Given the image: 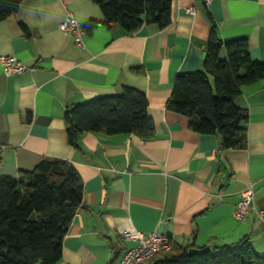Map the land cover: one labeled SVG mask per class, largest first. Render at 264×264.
Masks as SVG:
<instances>
[{
	"label": "crops",
	"instance_id": "1",
	"mask_svg": "<svg viewBox=\"0 0 264 264\" xmlns=\"http://www.w3.org/2000/svg\"><path fill=\"white\" fill-rule=\"evenodd\" d=\"M171 9L170 26L148 24L134 34L109 29L92 0H23L0 21V55L27 67L7 77L0 66V176L16 178L56 158L72 164L82 184V205L55 264H119L134 245L121 237L131 230L212 253L246 237L264 255L256 215L264 210V80L234 99L248 112L241 150H222L216 134H196L166 109L176 75L200 70L211 29L222 42L245 39L253 61L264 58V0H171ZM68 15L86 29L83 48L59 30ZM90 21L97 24L88 29ZM218 57L225 60V51ZM125 86L147 98L155 136L79 133L71 146L66 111ZM247 189L254 199L241 222L233 210Z\"/></svg>",
	"mask_w": 264,
	"mask_h": 264
},
{
	"label": "trees",
	"instance_id": "2",
	"mask_svg": "<svg viewBox=\"0 0 264 264\" xmlns=\"http://www.w3.org/2000/svg\"><path fill=\"white\" fill-rule=\"evenodd\" d=\"M22 1L0 0V21L16 14ZM92 1L109 29L116 26L134 34L144 25L165 29L172 24L171 0ZM96 24L90 21L87 27ZM221 50L225 60L218 57ZM202 58L200 70L176 75L166 109L186 117L192 132L216 134L222 150L244 149L248 112L234 99L242 86L264 80V58L253 61L245 39L222 42L213 29ZM147 109L145 95L129 86L117 95L76 104L64 117L69 144L76 146L77 134L89 132L150 140L154 123ZM82 192L72 164L56 158L44 159L16 178L0 176V264H55L62 255V239L82 205ZM171 248L157 254L151 264H264V255H257L246 237L217 253L174 244Z\"/></svg>",
	"mask_w": 264,
	"mask_h": 264
},
{
	"label": "built area",
	"instance_id": "3",
	"mask_svg": "<svg viewBox=\"0 0 264 264\" xmlns=\"http://www.w3.org/2000/svg\"><path fill=\"white\" fill-rule=\"evenodd\" d=\"M210 1L205 0V4H210ZM186 12L193 15L192 8H188ZM58 26L59 30L73 38L74 45L77 48L84 47L83 37L86 29L73 16L68 15ZM0 66L2 67L4 75L7 77L18 75L27 69L26 65H23L21 61L13 56L0 55ZM1 150L2 147L0 146V152ZM253 199L254 194L251 189H247L241 194L233 210V216L236 220L244 222V219L252 208ZM256 215L264 222V210L257 211ZM121 237L124 241L133 242L134 245L131 248L124 249L118 262L119 264H151L157 254L170 251L173 245V239L170 235L159 232L143 234L131 230L123 232Z\"/></svg>",
	"mask_w": 264,
	"mask_h": 264
},
{
	"label": "water",
	"instance_id": "4",
	"mask_svg": "<svg viewBox=\"0 0 264 264\" xmlns=\"http://www.w3.org/2000/svg\"><path fill=\"white\" fill-rule=\"evenodd\" d=\"M101 96H97L96 98L99 99ZM68 111V110H67Z\"/></svg>",
	"mask_w": 264,
	"mask_h": 264
},
{
	"label": "rangeland",
	"instance_id": "5",
	"mask_svg": "<svg viewBox=\"0 0 264 264\" xmlns=\"http://www.w3.org/2000/svg\"><path fill=\"white\" fill-rule=\"evenodd\" d=\"M210 83L213 84V83L211 82V80H210Z\"/></svg>",
	"mask_w": 264,
	"mask_h": 264
}]
</instances>
